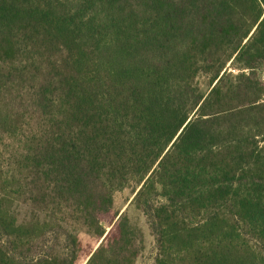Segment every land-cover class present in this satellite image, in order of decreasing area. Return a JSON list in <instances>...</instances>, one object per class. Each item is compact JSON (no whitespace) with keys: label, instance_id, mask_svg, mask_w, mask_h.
Wrapping results in <instances>:
<instances>
[{"label":"trees","instance_id":"trees-1","mask_svg":"<svg viewBox=\"0 0 264 264\" xmlns=\"http://www.w3.org/2000/svg\"><path fill=\"white\" fill-rule=\"evenodd\" d=\"M263 74L264 0H0V264H135L129 187L154 264H264Z\"/></svg>","mask_w":264,"mask_h":264},{"label":"rangeland","instance_id":"rangeland-1","mask_svg":"<svg viewBox=\"0 0 264 264\" xmlns=\"http://www.w3.org/2000/svg\"><path fill=\"white\" fill-rule=\"evenodd\" d=\"M262 79L264 81V74L262 75ZM201 86L203 89H205L204 81H201ZM134 195L135 191L133 187L125 188L121 191L116 192L113 196L112 213L121 214L122 212H126L131 221L139 226L143 232L144 249L137 258L135 264H154V258L156 255L155 240L152 233L148 229L144 216L133 207L132 200ZM15 211L20 218H23L28 213V210L25 208V206H17ZM78 237L86 250L91 247L96 248L99 245V243L96 245L94 238L86 235L81 231L79 232ZM79 264H83V259H80Z\"/></svg>","mask_w":264,"mask_h":264},{"label":"water","instance_id":"water-1","mask_svg":"<svg viewBox=\"0 0 264 264\" xmlns=\"http://www.w3.org/2000/svg\"><path fill=\"white\" fill-rule=\"evenodd\" d=\"M100 242H101V241H100ZM100 242H99V243H100Z\"/></svg>","mask_w":264,"mask_h":264}]
</instances>
